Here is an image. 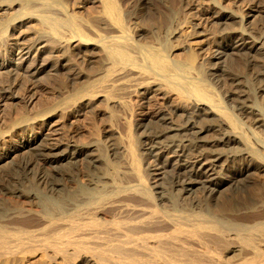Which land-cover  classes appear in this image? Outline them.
Returning <instances> with one entry per match:
<instances>
[{"label":"bare ground","instance_id":"obj_1","mask_svg":"<svg viewBox=\"0 0 264 264\" xmlns=\"http://www.w3.org/2000/svg\"><path fill=\"white\" fill-rule=\"evenodd\" d=\"M36 1L42 13H36L33 0H7L0 10L15 6L21 17L35 15L61 40L62 30H68L73 40L64 39L100 47L104 60L72 98L39 110L33 120L15 118L12 126L18 124L30 135L13 140L11 148L0 154V170L13 155L34 151L36 158H25L6 184L0 182V262L11 264L19 255L24 259L41 252L49 264H264V136L257 128L252 130L259 144L254 147L235 113L239 111L264 132V33L253 36L244 28L245 17L210 0L202 6L200 20L206 25L223 23L227 35L235 39L219 45L216 64L206 69L197 63L196 52L190 51L185 60H173L157 44L131 40L116 0H93L103 5L106 15H102L108 21L111 18L114 23L109 24L118 32L97 31L95 38L85 32L89 26L83 28L76 14L67 13L65 5ZM56 5L64 17L55 16V8L48 14ZM258 16L262 15H250V22L256 23ZM9 21L0 24L1 34L8 32ZM28 47L17 49L16 65L17 60L31 58L33 49ZM37 49L39 56L42 50ZM48 63L43 60L41 67L28 70L40 74ZM229 66L240 67L229 71ZM224 79L235 87L223 89ZM212 82L223 91L224 99ZM157 90L172 106L167 101L170 107L162 103L164 108L155 109L157 122L144 113L136 122L142 129L136 138L126 121L130 101L116 95L141 94L149 101ZM96 99L106 102L99 112L109 116L105 129L109 146L96 131L95 135V129L90 131L92 139L82 143L51 137L69 113L89 107ZM113 107L122 108L126 116L116 114ZM118 116L128 124L125 136L114 128ZM1 142L2 138L0 146ZM138 143L150 159L145 173L157 176L152 187L143 173ZM41 165L53 169L45 168L47 172ZM79 165L82 179L74 173ZM242 192L247 196H241Z\"/></svg>","mask_w":264,"mask_h":264},{"label":"rangeland","instance_id":"obj_2","mask_svg":"<svg viewBox=\"0 0 264 264\" xmlns=\"http://www.w3.org/2000/svg\"><path fill=\"white\" fill-rule=\"evenodd\" d=\"M5 1L3 0L2 2H0V4L2 3L7 4V2ZM56 1H58L59 3L58 6L65 5V7L64 6L63 7L67 8L65 9L67 10V13L76 14L77 16L76 15L75 16L78 17L79 23L84 24L83 28L89 26V28L85 29V30L89 29L88 31H85L88 34H90L89 36L91 37L93 36L95 38V36L98 37V34L113 35L118 33L116 31V28L111 26L112 25L111 23H114L112 22L111 18L108 21L107 18L109 17L107 16L104 17V15H102L105 14L104 8L103 5L101 6V4H99V2L93 0H56ZM209 1L210 0H116V2L119 4L118 6L121 8L120 9L121 12L123 13L122 14L123 20L126 23L125 25L127 29H129L128 32L131 40L142 45L157 44L158 46H161L163 49H166L164 50L165 53L173 60H176L177 58H179L180 60L182 59L185 60L186 56H188L187 54L190 51L196 52L194 54H197L196 55L197 63L199 62L198 64L199 65L201 64V66L206 69L216 64L215 61L217 62V60L215 59L214 56L216 55V52L219 49V45H221L223 42L224 43L231 42L235 39V37H233L232 35H227L229 33H227L226 27H224L225 25L223 23L216 22L218 23V25H216V23L214 22L210 23L211 25H214L215 26L214 27L211 26L210 24L209 25L204 24L203 19L200 20V15L202 14V11L204 9L203 7H206L211 2L215 1L216 3H218L216 5L220 7V9H226L240 16L245 17L244 28L248 32L252 31L251 33L253 36H256L258 33L259 34L264 33V0H212L210 1V3H207ZM31 4L34 6V9L37 10L36 13H42L39 7L40 5L36 0H33ZM58 6L56 5V7H53L51 11L49 9V12L47 10L48 14L51 13L55 8L56 9L55 10L56 12L54 11V14L56 13L55 16L61 15V17H64V15H62L64 14V12ZM59 10L61 13H59ZM19 13H20L19 9L17 10V7L15 8V6H11V8L5 6L2 10H0V24L4 23L6 20L12 21V23L10 21L9 23L6 22L7 27H9V29H7L6 27L8 32L6 30L2 32V34L3 33H5V35L8 34L6 38L5 35L1 36L2 34L0 31V36H1L0 37V67H2L0 68V71L3 70V72L1 71L2 73H0V135H1L0 138H2V142L0 146L1 147L0 154H3V152L4 153L7 152L11 148L14 142L13 140L16 139L21 140L23 138H29L30 133L28 131L18 127V124L16 125L14 124L15 125L14 127L12 126L13 123H15V121L17 120L15 118H18V116L20 115V116H26V118H30L29 120H33L35 119V117H37L39 113L45 111L46 109L47 110L50 109L52 106L60 102L62 99H65V97L68 96V98H72L75 92L85 84V80H87L88 76L94 74L95 72H98V70L102 66L101 62L104 60V56H103L104 52L103 53L101 52L103 50H101L100 47L96 48L97 46L93 44L84 45L78 41H73V42L67 41V39L64 38H69L68 40H73V39H71V37L68 36L70 34V31L65 29L62 30V33H65V36L67 37H65L62 34V37L64 36L62 41L60 38L55 37L54 34H52L48 30L50 28H48V26H45L46 24L44 23L40 24L38 18L34 17L35 15L34 16L25 15V17H21L20 15L23 14L21 13L19 14ZM252 14L262 15L263 17L258 16V20L256 21V23L253 22L251 23L249 16ZM101 15L103 17H101ZM10 17L16 19L15 20L10 19ZM18 17H21L22 19ZM101 21H103L102 24ZM106 25H108V28ZM109 25L111 27H109ZM205 25L207 27H205ZM44 26L46 27V29ZM108 29H110V31ZM97 31H99L98 34L96 33ZM109 32H111V34ZM51 35L52 37L53 36L54 37L52 38ZM8 37L10 40L8 39ZM56 40H61V41H58L59 42L58 43ZM11 41L14 43H12ZM65 41H67V43ZM61 42H63V44H60ZM24 46L25 47L29 46L28 48L33 49L31 58L27 59L25 62H21V60L19 62L17 60L18 65H16L15 58L18 57L17 49ZM37 48H41L42 50V52H40L41 54L39 55L41 60L38 61H36L37 58L39 57L37 55L39 53ZM81 51L86 53V55H84ZM43 60L49 63L47 68L44 71L40 72V74L39 73L32 74V72L28 70V68L33 67L35 65L41 67L40 64ZM239 67L240 66H236V67L229 66L228 68L229 71L230 70L236 71ZM251 68L252 66L250 67V69ZM254 68H258V66ZM73 75H75V77H73ZM222 82L224 83L223 89L225 90L232 89L235 87V84L232 83L231 80L224 79L222 80ZM214 88L219 92L220 96L224 99L223 91L217 88L216 85L214 86ZM153 93H155L156 95ZM153 93H151L152 94L151 98L152 97L154 98H152V100L150 98L149 101L148 99H146V97L144 99V96L140 98L141 94L133 95L132 93L128 94V92L117 93L116 96L119 95H121L120 97H122V95L124 97L126 96L127 98L126 97L125 98L122 97V98L125 100L127 99L126 100L127 102L130 101L128 110H130L131 112L125 109L126 114L129 113L127 114L126 117L127 120H126L123 119L124 117H122V116H126L125 112L123 115L121 114V112L123 113L124 110L119 107H113L116 114L122 115L121 118L120 116H118V119L114 122L115 130L118 129L122 134V136H125L127 134L126 131L128 130L127 122L129 121L130 127H132L131 129H133L132 133H134L133 134L134 137L139 138L138 136H140L139 134L142 132L141 131L142 129L138 127L136 122L140 121V117H142L144 113H148L149 115H151L150 117L155 118L154 121L157 122L155 117L157 114H155V112L157 111L158 113V110H160L161 107L164 108L166 105L168 108L169 106L168 104L170 103H168L167 101L171 102L170 105L172 106V101L168 99V97L161 96L162 94H160V90L157 93L156 91ZM129 95H131V97H128ZM137 95L138 97H136ZM8 96L9 97L11 96L10 97L11 99ZM14 96H16V98ZM128 98H130L132 102ZM156 98L158 100H160L161 98L160 101L162 102L160 101L158 102ZM163 99L165 100L163 101ZM100 100L96 99V102L94 101L93 102L94 104L92 103L93 105L92 104L90 105L92 108L90 106L86 108L83 107L84 109L77 112L78 114L76 112L69 113L68 118L65 119L64 121L65 124H63V126H60L59 129L53 135H51V137L54 139L55 138L61 139L64 142L66 141L68 142L69 140H70L69 142H73V141L75 142L79 140L77 143H82L83 141L85 142L92 139L91 137L94 135L90 131H93L95 129L94 133L96 131V133L99 134L103 142L107 146H109L108 142H109L110 134L105 129L108 130L107 126L109 125L108 123H110V120L107 113L99 112L100 111L99 109H101L106 104L104 100H101L102 103H99ZM148 103L151 104L152 106L149 105ZM158 103L161 104L159 105ZM162 103L164 107L162 106ZM158 105L160 108H158ZM48 106L50 108H48ZM89 108L91 112L89 111ZM142 109L145 111H143ZM39 110L41 112H39ZM133 111L134 113H132ZM151 111L152 113H150ZM22 112L26 115L22 114ZM235 113L242 122L245 131L248 130V132L246 133L251 141V144L254 147H259L258 140L253 136L252 130H255L257 128L255 131L257 133L259 132L260 133V134L258 133L259 135L264 136V132H261L262 128L252 125L250 119L248 117H244V115L241 114L239 111H235ZM125 120L127 122H125ZM154 124L157 126L160 125V123L157 124L154 123ZM65 125L68 127H66ZM99 126L103 132H100L101 130L99 128L97 130V127ZM137 128H139L140 131ZM73 129L75 130L74 132ZM87 131L90 132L92 135L89 136L90 133H87ZM72 133L73 134L75 133L74 137L78 135L76 137V140L74 137H71V135L73 136ZM83 133H85V135ZM96 133L95 135H97ZM55 136H59V137H55ZM67 138H71V139H67ZM26 153H27L26 155L25 153L16 156L13 155L10 159H8L9 161H6L8 165L6 167L3 166V169L0 170L1 183L6 184L8 182V180L6 179L11 177V174L13 176L15 175L14 173L16 172V170H19L20 168L19 163L24 162L25 158L35 160L36 155L34 151H31L30 153L29 152ZM137 153H140L143 173L145 179L149 180V181L146 180L147 183L150 182L148 183L149 185L153 184L155 179L157 180V176H155L154 173L152 172L149 174L145 173L148 172L147 165L150 159L147 154V151H145V149L141 146V144L137 145ZM11 159L16 167L11 162ZM6 163L4 162L3 165L4 164L6 165ZM43 166L44 165H41L40 167H42V169L45 171H47L46 170L47 168L49 172L52 171L53 169L51 166H49L50 167L49 169L48 165L47 166L45 165L44 167ZM4 168L7 169L4 170ZM82 170L83 168L81 165H79L77 169H74V173L77 176H79V179H82L83 177L84 173ZM4 173L6 175H4ZM68 174L69 171H65V175L67 176ZM239 194L244 197L247 196V193L245 192ZM29 257L23 259L22 255H19V257L15 258V260H13L11 264L51 263L48 259H46V257L41 252L31 254L29 255ZM0 264H5V261L0 262ZM6 264H10V262Z\"/></svg>","mask_w":264,"mask_h":264}]
</instances>
